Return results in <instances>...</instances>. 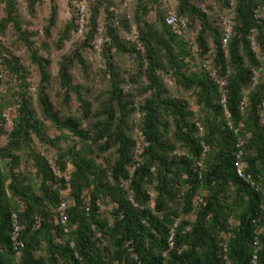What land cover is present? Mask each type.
Listing matches in <instances>:
<instances>
[{"label": "trees", "instance_id": "1", "mask_svg": "<svg viewBox=\"0 0 264 264\" xmlns=\"http://www.w3.org/2000/svg\"><path fill=\"white\" fill-rule=\"evenodd\" d=\"M39 1L29 0L30 14ZM199 1L175 6L190 31L199 27L196 53L166 24L161 0H139L131 22L125 14L116 20L114 0L98 2L106 12V71L100 74L106 91L94 96L84 56H63L54 76L18 0H0V33L11 28L27 49L23 64L0 41V67L15 83H8L6 96L0 91V264H264V22L254 14L264 0L218 1L215 17ZM226 8L233 34L224 47ZM74 21L61 33L59 49L77 31ZM98 22L96 7L84 50L94 48ZM131 23L136 43L121 36ZM57 24L53 9L46 38ZM113 50L133 59L136 69L115 63ZM204 59L225 81L226 108L219 83L202 69ZM29 63L40 74L35 94ZM165 76L196 98L197 113L187 97L170 93ZM72 101L79 103L76 111ZM13 107L8 131L5 114ZM48 124L61 135L52 138ZM34 139L56 150L54 165L34 149ZM240 151L248 181L237 173ZM24 162L34 177L19 171ZM103 205L112 208L108 216ZM13 215L23 243L18 249Z\"/></svg>", "mask_w": 264, "mask_h": 264}, {"label": "rangeland", "instance_id": "2", "mask_svg": "<svg viewBox=\"0 0 264 264\" xmlns=\"http://www.w3.org/2000/svg\"><path fill=\"white\" fill-rule=\"evenodd\" d=\"M222 0H201L197 2V5L203 8L206 12L210 14V16L215 17L217 15V11L219 10V2ZM19 2V13L20 16L25 23V27L30 29L33 32H36L38 35L35 36V42L36 46L40 49L41 55L44 57H47L51 59L52 65H51V72L54 76L58 74V64L62 60L63 56L79 52L81 53L87 63V66L90 69V81L88 85H90L92 88L95 87L96 93L94 96H99L102 93L106 91V84L101 81V73L102 71H106V63L105 59L103 57L102 50H97L94 47V41H97V37L95 40L92 42V45L94 48L85 49L83 47V42L86 39V36L84 35L83 37H79L77 35V31L73 32L72 37L70 38L69 41H66L64 43V47L59 49L57 42L60 39L61 33L66 29L67 25L74 21L75 18V25L77 23L78 25V7L80 5V0H40L36 6H35V11L34 15L30 14L28 11V2L29 0H18ZM101 0H88V16H89V21H88V26H87V31H89L90 27V19L92 16V12L96 9V7L99 8V22L98 26L100 24L105 23V17H106V12L104 9V5L100 6ZM115 2V9L118 11V15L122 17L124 15V11L122 10V1L121 0H114ZM139 0H134V7H133V12H135V7L137 6ZM235 2V0H233ZM3 8L4 5L1 4L0 6V20L4 17L3 14ZM53 9H56L57 12V20L58 24L55 28L52 29V38H46L45 37V26L47 24V21L51 17ZM225 15L228 18L232 19V14L225 9ZM223 16V17H224ZM149 21H154L155 20V12L149 15L148 17ZM105 25V24H104ZM199 27L196 26L194 29H192L191 33V40L195 41L197 33H198ZM136 32V27L134 23H131V31H121V36L126 39L127 36H132V34ZM103 40L105 39V42L108 40L107 35H106V29L105 32L103 33L102 36ZM0 41L9 49V51L18 57L21 61V63H27V49L25 46L18 42L14 36V33L11 28H9L6 32V34H1L0 33ZM98 42V41H97ZM96 42V43H97ZM105 42L103 44V47L105 45ZM89 50V51H88ZM112 54L114 55V62L117 63L118 65H122L127 67V69L135 70L137 67V64L133 59H128L127 55H124V57H120L119 55H115V51L113 50ZM200 59H196L192 64L199 65ZM29 67V80L28 83H30V93L35 94L36 88L39 84L40 81V74L38 72V69L35 67H31L30 63L28 65ZM74 75L78 81L81 83L84 82V76L82 74L81 70L75 69L74 70ZM0 76L3 79L2 80V86L0 88L2 96H6V88L8 86V83H13V80L11 77L8 76V74L4 71H2L0 67ZM165 83L168 86V89L170 93L176 97H182L185 96L189 99L192 109L195 113L199 111V106L196 103V98L193 95H184L182 91H180L172 78L170 76H165L164 77ZM54 91L55 88H54ZM79 107V103L77 101H72L70 104V110L76 111V109ZM6 118L8 120V124L6 126V129L8 131L11 130L12 127V120L16 116V108L13 107L9 109L6 112ZM136 117V116H135ZM138 119V117H136ZM48 133L52 138H56L61 135L60 132H58L56 129H54L50 124H48ZM137 138H139V135H136ZM70 140L72 141L73 139L70 137ZM7 143V137L3 136L1 138V145L4 146ZM65 144V143H64ZM33 147L34 149L45 155L49 161L51 162L52 165H54V162L57 158V152L55 149L41 144L37 139H34L33 141ZM102 162V160H100ZM73 170L72 166L69 165L68 171L71 172ZM19 171L26 173L30 177H34L35 169L32 166L30 162H24L19 169ZM67 195V193H65ZM102 211L105 215L108 216V213L112 209L111 207L107 206H102Z\"/></svg>", "mask_w": 264, "mask_h": 264}, {"label": "built area", "instance_id": "3", "mask_svg": "<svg viewBox=\"0 0 264 264\" xmlns=\"http://www.w3.org/2000/svg\"><path fill=\"white\" fill-rule=\"evenodd\" d=\"M121 1H122L121 8L125 12L124 14L126 15L127 19L130 20L131 22V19L133 17L134 0H121ZM161 1L167 12L166 17H165L166 24L172 29L173 33L177 37L187 42L193 48V52L196 53L194 41L191 40L192 33L189 30L186 19L179 17L177 13L175 12V6L177 4V0H161ZM228 10L230 13H232L231 8ZM112 11L114 12L116 16V20H119L120 16L118 15L119 13L115 9V7L112 8ZM87 12H88V0H80V5L78 7L79 18H78V26H77V35L79 37H83L87 30L88 21H89V16ZM152 13L153 12H151V14ZM254 14H255V18L257 19L259 23L264 22V7L256 8L254 11ZM220 25L223 27V30H224V39H223L224 47H227L228 42L233 34L232 19L224 16L220 20ZM104 32H105V25L100 24L98 27V33L96 35L98 42L94 41V44H93L95 49L99 51L102 50L103 44L105 42V39L103 40L102 38ZM126 40L132 43H136L138 41L137 32H134L132 36H127ZM201 66H202V69L209 72L210 76L219 83L220 91L222 93L221 104L223 105L224 108H226L227 98H226L225 90H224L225 81L218 79L217 72L212 68L210 64V60L204 59L203 62L201 63ZM136 117L139 118L140 114H136ZM235 132L237 133L238 129L237 130L235 129ZM241 158H242V151H240L237 156V173L240 177L248 181L249 177L245 176L244 174V164L242 163ZM253 186H255L254 183H253ZM66 209H67L66 202H62L60 207L58 208V212H59L60 222L63 225L66 224L67 222ZM13 223H14L13 224L14 231L12 234V240H13L15 248L18 249L19 247L23 246V243L20 240V226L18 223L17 215H13Z\"/></svg>", "mask_w": 264, "mask_h": 264}]
</instances>
